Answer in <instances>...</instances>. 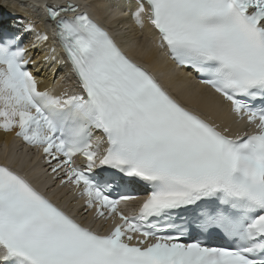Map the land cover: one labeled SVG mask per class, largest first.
<instances>
[{
	"label": "snow or ice",
	"instance_id": "1",
	"mask_svg": "<svg viewBox=\"0 0 264 264\" xmlns=\"http://www.w3.org/2000/svg\"><path fill=\"white\" fill-rule=\"evenodd\" d=\"M32 7L63 56L33 59L49 36L0 22V264H264V0L108 5L139 59L90 0ZM161 53L212 97L170 94L144 66ZM49 62L67 68L59 94L28 68ZM38 168L110 227L53 202Z\"/></svg>",
	"mask_w": 264,
	"mask_h": 264
},
{
	"label": "bare ground",
	"instance_id": "2",
	"mask_svg": "<svg viewBox=\"0 0 264 264\" xmlns=\"http://www.w3.org/2000/svg\"><path fill=\"white\" fill-rule=\"evenodd\" d=\"M2 1V0H1ZM1 1H0V3H1ZM7 2V1H6ZM7 4H9V3H7ZM11 4V3H10ZM6 5V4H5ZM13 7H16V6H13ZM19 7L17 6L15 9L16 10H11V7H9V11L10 12H13V13H19L20 14V16L21 17H25L26 16V14L28 13V10H25L24 9V11L25 12H27V13H23V12H17V10H19L18 9ZM23 8H25V7H23ZM23 8H21V9H23ZM0 11H2L1 9H0ZM96 16H98V15H96ZM102 18V17H101ZM22 20H27V19H22ZM8 22H10V23H14V22H12V21H6L5 23H8ZM17 22H22V21H17ZM116 23L117 24H120V23H123L124 25H125V29L127 28L128 30H130V29H132V32H133V34H134V38L136 39L137 37H139V32H138V30L133 26V22L131 21V20H128L126 17H121L120 18V20L119 21H117L116 20ZM126 25H128V26H126ZM141 38V37H140ZM39 53V52H38ZM131 54H132V52H130ZM54 55V54H53ZM34 58H35V55H34ZM51 63L52 62H50V63H47L46 64V66H45V69H44V71L47 73V77L49 78V79H51L52 77H54V78H57V72H59L60 71V68H57V69H55V67H53L52 69H50V65H51ZM152 67L154 68V69H157L159 66H160V62L158 61V60H156V61H154L152 64ZM58 66H60L61 67V64L59 63L58 64ZM48 68H49V70H48ZM54 71L56 72V74L54 73ZM43 77L41 76L40 77V79H42ZM177 79H179L180 80V82H183V79H182V76L181 75H179V76H177ZM164 82L174 91V92H176L177 94H178V96L185 102V103H187L190 107H192V108H198L199 106H200V104H201V99H200V97H198V96H194V98H189V97H187L186 95H184V94H182V93H179L178 92V87L176 86V85H174V84H172L171 82H169L168 80H166V79H164ZM186 83H187V85L188 86H191L192 88H196V89H200L201 87H198V86H196L195 84H191V85H189L188 84V82L187 81H185ZM42 83H44V82H42ZM42 83H40V88H41V84ZM42 89V88H41ZM201 93H203L204 94V96H206V97H209L208 96V94L206 93V92H204V91H200ZM2 140H3V137H0V145L2 146ZM1 153H2V150H1ZM0 159H2L1 158V156H0ZM39 168L37 169V172H39ZM42 176H44V175H42ZM47 180V179H46ZM46 182H48V181H46ZM73 195V194H72ZM78 202V204H82L83 202L82 201H80V200H78L77 201ZM129 205H132V204H129ZM103 223V222H102Z\"/></svg>",
	"mask_w": 264,
	"mask_h": 264
},
{
	"label": "rangeland",
	"instance_id": "3",
	"mask_svg": "<svg viewBox=\"0 0 264 264\" xmlns=\"http://www.w3.org/2000/svg\"><path fill=\"white\" fill-rule=\"evenodd\" d=\"M10 2H11L10 0H7V3H9V4H10ZM11 4H12V3H11ZM6 5H8V4H6Z\"/></svg>",
	"mask_w": 264,
	"mask_h": 264
}]
</instances>
